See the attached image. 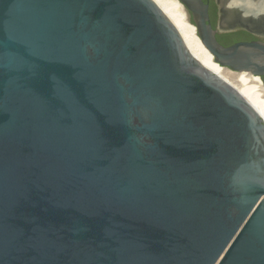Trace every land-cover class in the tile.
Wrapping results in <instances>:
<instances>
[{
  "label": "water",
  "instance_id": "95a60500",
  "mask_svg": "<svg viewBox=\"0 0 264 264\" xmlns=\"http://www.w3.org/2000/svg\"><path fill=\"white\" fill-rule=\"evenodd\" d=\"M0 264H264V120L153 0H0Z\"/></svg>",
  "mask_w": 264,
  "mask_h": 264
},
{
  "label": "bare ground",
  "instance_id": "6f19581e",
  "mask_svg": "<svg viewBox=\"0 0 264 264\" xmlns=\"http://www.w3.org/2000/svg\"><path fill=\"white\" fill-rule=\"evenodd\" d=\"M166 14L181 35L189 52L207 69L235 89L264 120V83L250 72H234L215 63L204 50L196 27L178 0H153ZM223 10L222 25H245L264 33V0H220Z\"/></svg>",
  "mask_w": 264,
  "mask_h": 264
},
{
  "label": "trees",
  "instance_id": "16d2710c",
  "mask_svg": "<svg viewBox=\"0 0 264 264\" xmlns=\"http://www.w3.org/2000/svg\"><path fill=\"white\" fill-rule=\"evenodd\" d=\"M210 18L213 27L216 28L218 21V14H217V8L213 2L210 7ZM243 36L250 37L248 34L245 33H233V34H219L217 38L221 44L225 46H230L241 41L243 39L242 38Z\"/></svg>",
  "mask_w": 264,
  "mask_h": 264
},
{
  "label": "flooded vegetation",
  "instance_id": "af4514ba",
  "mask_svg": "<svg viewBox=\"0 0 264 264\" xmlns=\"http://www.w3.org/2000/svg\"><path fill=\"white\" fill-rule=\"evenodd\" d=\"M206 2H208L209 3V5H210V7H211V4H212V2L215 4V6H216V8H217V14H218V21H219V8H218V3H217V0H205ZM219 4H220V0H219ZM218 21H217V23H218ZM247 27V26H246ZM249 28V27H248ZM249 29H251V28H249ZM252 30V29H251ZM254 31V30H253ZM256 32V31H255ZM233 33H245V34H248L250 37H248V36H243L242 38V40L241 41H239V42H242V41H256V40H262V41H264V33L263 32H261V33H259V34H261V36L259 35H256V34H254V33H252V32H250V31H248L247 29H245V28H238L237 30H235V31H233V32H229V33H224V34H233ZM263 80H264V78H263Z\"/></svg>",
  "mask_w": 264,
  "mask_h": 264
}]
</instances>
